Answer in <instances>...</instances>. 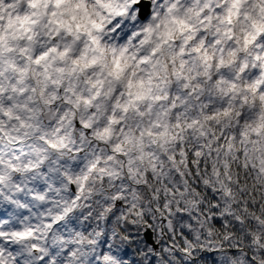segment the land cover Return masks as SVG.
I'll list each match as a JSON object with an SVG mask.
<instances>
[{
    "label": "snow or ice",
    "instance_id": "obj_1",
    "mask_svg": "<svg viewBox=\"0 0 264 264\" xmlns=\"http://www.w3.org/2000/svg\"><path fill=\"white\" fill-rule=\"evenodd\" d=\"M165 4L161 16L157 8ZM104 24L121 41L112 49V82L73 84L51 77L53 56L68 54L54 46L55 38L73 33L74 25L76 38L83 33L99 45ZM221 35L236 49L231 56L243 46L235 67L221 68L215 77L205 73L190 84L189 70L202 71L203 54L212 44L223 56ZM253 50L264 52V0H0V264H163L174 254L177 230L186 246L201 233L211 235V226L243 231L247 222L235 211L231 188L219 180L218 169L224 168L231 183L230 164L218 162L225 155L231 162L242 157L240 167H255L248 163L251 141L245 144L244 138L264 131V60L249 55ZM102 59L73 63L87 69ZM132 67L145 72L159 95L145 90L136 72L126 85L119 84ZM205 81L215 85L221 99L219 109L203 119L217 121L221 131L209 134L214 143L206 141L191 152L185 147L170 159L179 160L189 176H199L201 167H211L204 156L214 157L216 183L201 180L207 198H200V185L177 170L182 189L166 188L163 197L155 190L142 203L139 187L121 178L116 156L124 159L127 152L113 144L114 128L126 131V121L142 116L139 105L148 99L171 106L177 120L197 105L204 111ZM18 95L36 129L28 143L6 140L2 130ZM45 115L53 118L45 121ZM233 127L240 129L239 152H234L235 136L224 134ZM197 129L202 138V121L191 118L186 126L177 124L171 138L179 147L184 134ZM261 152L258 175H264ZM188 183L196 199H169L188 193ZM241 211L264 226V218L247 204Z\"/></svg>",
    "mask_w": 264,
    "mask_h": 264
},
{
    "label": "clouds",
    "instance_id": "obj_2",
    "mask_svg": "<svg viewBox=\"0 0 264 264\" xmlns=\"http://www.w3.org/2000/svg\"><path fill=\"white\" fill-rule=\"evenodd\" d=\"M149 2L150 0H145ZM210 7V5H208ZM19 7V5H17ZM165 5L157 8V13L163 16V9ZM251 8V6H247ZM15 11V9H13ZM7 11V9H5ZM151 12V8H149ZM97 23H100L98 18ZM103 36L100 37L101 43L99 45L93 44L89 38L81 33L78 38L75 37V26L73 25V33L64 32L55 38V45L60 51L67 50V56L61 59L58 55L53 56L50 64L51 77L60 80L62 83L69 80L75 84L77 81L83 80H100L101 78L108 83L112 82L110 76L111 70L114 68L112 62V49L119 46L121 41L114 38L112 30L108 28L107 24L103 26ZM223 32V28L220 29ZM95 35H98L96 33ZM120 34H117L119 36ZM239 37V32L236 33ZM221 47L225 49L223 56L216 50V45L212 46L203 54V63L200 65L202 71H195L190 69L192 73L189 83L196 81L197 77H203L205 73H210L215 77L217 72L224 68L226 71L235 67V61L240 58V54L244 51L241 45L237 56L233 57L229 53L236 50L233 44L225 35L220 36ZM130 43V41H129ZM103 49V52L100 51ZM259 54L264 60V52L257 53L255 50L249 52V55L255 56ZM103 56V59L98 61L94 66L83 69V64H74L73 60H81L84 63H90L93 58ZM223 59L224 65H220L219 61ZM231 62V63H230ZM205 65H207L205 67ZM136 72L137 78L144 80V88L153 95H159L155 91L154 82H149V77L145 72L137 67H132L128 70V75L119 82L121 85H126V82L131 78L130 74ZM173 83H175L173 81ZM107 87V84L105 85ZM204 99L200 103L206 104L207 108L204 111H198V105L188 113L187 118L181 113V118L177 120V113L172 110L171 106L163 107L161 101H153L151 99L145 100L139 105V110H142L143 115H135L126 123L127 130L121 128H114L113 144L120 143L123 150L127 152L124 159L117 154L116 159L120 162L121 178L130 187H139L142 195V203L147 204L150 199V193L155 190H160L161 196L167 188L169 190L176 188L177 185L184 186V178L177 174V170L184 171L188 180H195L198 185L203 179H208L212 183H216L213 176L212 167L213 158L204 156L211 167L205 171L203 167L200 168V175L189 176L187 169L184 168L179 160H172L170 157L174 156L178 151L187 147L188 151H195L200 144L209 141L214 143L211 135L212 133L219 134L221 129L217 126L215 120H204L205 114L211 113L214 109L218 110L220 107V96L214 90L215 85L209 84L205 81ZM115 87V85H113ZM200 87V85H197ZM128 89L124 87L126 93ZM175 95V93H173ZM209 95L213 97L209 98ZM24 100L22 95H18L13 102L12 116H5L3 120L4 137L7 140L9 137L17 141L28 143L32 136L35 135L36 129L32 126V122L27 119L29 113L26 106L20 103ZM167 104V99L163 101ZM158 105H160L158 107ZM191 107V106H190ZM7 107L5 108V111ZM53 117L45 115L44 120L50 121ZM191 118L202 121V128L205 133L202 138L200 130L197 133L186 132L184 134V143L177 147L178 141L172 140V133L175 126L180 124L186 126ZM195 127V125H194ZM152 132L153 135H148ZM228 136H235L234 152L241 151L240 144V129L233 127L228 129L225 133ZM196 136L195 139L190 137ZM245 144L251 141L249 147L248 163L255 165V167L242 168L240 167L243 158L231 162L227 160L226 155L222 156L219 164H230L231 183H228V173L224 168H219V180L231 188L232 195L235 200V211L237 215L243 216L246 224L241 226V229H236L233 232L231 229H222L220 227L211 226V235L201 233L198 239L189 241V245H185L184 240L180 237L179 230H177L176 242L173 246V255L169 259H163V264H264V226L258 225L250 217H248L241 209L247 204L250 211H253L257 216L264 218V212L261 211V206H264V175H258V169L261 168V149H264V131L260 133L249 132L248 136L244 138ZM15 146V145H13ZM252 149H255L253 151ZM203 155V153H202ZM139 181V183H137ZM147 182L148 187H143L144 182ZM239 181V182H237ZM192 183H188L187 188L189 192L184 196H171L169 199H196L191 195ZM200 198H207V193L202 185H200ZM223 200V196H221ZM255 201V203H253ZM95 211L99 212L97 207ZM95 219V217H94ZM103 227V225H101ZM208 225H206V228ZM119 231V228L116 229ZM249 230L253 235H249ZM226 234L231 238H226ZM121 235H124L123 233ZM255 237H258L256 239ZM239 241V243H237ZM119 244V241H116ZM107 255V253H106ZM224 260H221V257ZM103 259V258H102ZM147 264V261H145Z\"/></svg>",
    "mask_w": 264,
    "mask_h": 264
}]
</instances>
